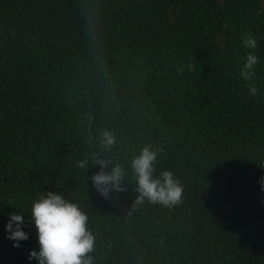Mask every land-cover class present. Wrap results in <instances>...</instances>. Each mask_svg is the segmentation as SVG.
<instances>
[{
  "label": "trees",
  "instance_id": "16d2710c",
  "mask_svg": "<svg viewBox=\"0 0 264 264\" xmlns=\"http://www.w3.org/2000/svg\"><path fill=\"white\" fill-rule=\"evenodd\" d=\"M248 32L259 63L246 81ZM105 128L127 171L110 198L91 180ZM146 144L164 149L154 176L175 173L179 205L132 210ZM262 178L264 0H0V264H38L30 209L48 191L87 213L93 264H264Z\"/></svg>",
  "mask_w": 264,
  "mask_h": 264
},
{
  "label": "clouds",
  "instance_id": "9594fccd",
  "mask_svg": "<svg viewBox=\"0 0 264 264\" xmlns=\"http://www.w3.org/2000/svg\"><path fill=\"white\" fill-rule=\"evenodd\" d=\"M243 44L251 51L246 58L240 75L247 81L252 76L254 66L259 63L255 54L258 48L257 39L251 32L243 36ZM189 71H195L193 64H188ZM249 96H255L258 88L255 84L248 86ZM99 147L102 154L93 153L92 164L99 165L100 171L91 177L96 190L105 198H110L112 192H127L123 187L127 176L126 168L119 161H114L107 155L117 145L116 133L105 128L99 134ZM163 148H155L151 144L144 145L139 154L134 156L130 169L136 181V199L132 210L142 206L145 201L171 208L182 201L184 188L172 170H164L159 177L154 176L158 157L163 154ZM89 160L77 161V166L87 169ZM111 165L110 171H106ZM264 190V178L261 180ZM6 226L7 238L15 241L13 247L19 248L20 241L29 239V234L23 230L24 215L9 213ZM89 217L78 202L63 193L52 191L42 192L32 203L30 223L34 222L37 229L39 250H32L29 259H35L38 264H93L95 236L88 228Z\"/></svg>",
  "mask_w": 264,
  "mask_h": 264
}]
</instances>
